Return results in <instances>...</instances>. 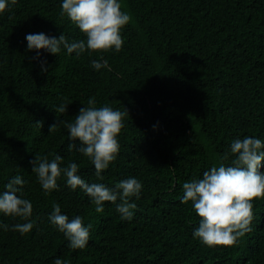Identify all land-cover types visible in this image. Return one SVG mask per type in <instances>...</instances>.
Returning <instances> with one entry per match:
<instances>
[{
  "label": "trees",
  "instance_id": "trees-1",
  "mask_svg": "<svg viewBox=\"0 0 264 264\" xmlns=\"http://www.w3.org/2000/svg\"><path fill=\"white\" fill-rule=\"evenodd\" d=\"M119 2L131 17L121 30V50L79 58L63 48L57 56L27 49V34L86 39L61 17L62 0H9L0 13V192L14 176L27 181L18 195L31 202L34 224L23 235L0 227V264H54L57 258L68 264H264V198L252 201V230L233 246L194 239L199 217L190 201L181 203L185 182L231 164V157L221 158L235 139L264 142V0ZM102 57L109 67L93 69L91 62ZM90 97L97 108L129 115L103 179L86 157L68 151L63 125L49 132L57 119L73 122ZM61 103L66 113L55 111ZM57 154L62 168L79 165L89 184L141 182L139 199H130L133 218L122 220L110 202L95 212L63 174L58 188L45 193L30 161ZM54 203L69 219L78 215L91 225L85 248H69L51 224ZM25 222L0 213V225L9 229Z\"/></svg>",
  "mask_w": 264,
  "mask_h": 264
},
{
  "label": "clouds",
  "instance_id": "clouds-1",
  "mask_svg": "<svg viewBox=\"0 0 264 264\" xmlns=\"http://www.w3.org/2000/svg\"><path fill=\"white\" fill-rule=\"evenodd\" d=\"M15 4L17 0H10ZM9 0H0V13H3ZM119 0H62L60 15L74 24L86 39L69 42L61 33L56 37H48L44 33L27 34L28 50L44 49L57 56L61 48L68 54L75 53L79 58L87 52H119L124 40L121 30L130 22L131 17L121 10ZM39 54V53H38ZM91 67L95 70L108 68V61L93 60ZM45 70L46 69H43ZM56 112L66 113L67 105L61 103ZM124 112L113 110L109 106L95 107V97L88 99V107H82L73 122L58 120L49 126V132L63 125L68 132V151L73 149L86 157L94 166L95 175L103 179L101 173L110 163L115 161L119 153L118 135L124 127ZM42 127V122H36ZM75 141H79V147ZM264 142L259 138L245 136L235 139L230 145V151L222 156L231 164L221 163L218 167H211L205 171L200 179H193L183 184L181 203H192L193 210L199 217V224L192 233L193 238L205 246H233L240 237L252 230L254 219L253 203L256 198H264V173L259 171L264 161ZM63 157L55 155L51 160L48 156H34L30 161L32 172L45 193L58 188L57 180L66 178V186L71 190L81 189L95 206V212L102 213L105 202L116 205V211L122 220L133 218L135 203L130 199H139L142 184L135 178H128L118 182L113 188L103 183H87L79 174V165L69 163L61 167ZM27 183L21 176L11 178L0 192V213L5 216L19 217L25 223H16L11 229L7 225H0L4 230L26 234L34 227L30 220L32 204L22 198V190ZM119 201V202H118ZM53 210L48 219L51 224L64 234L68 247L76 250L86 247L91 225H84L80 216L72 219L61 213L59 204H53ZM54 264H68L66 260L57 258Z\"/></svg>",
  "mask_w": 264,
  "mask_h": 264
}]
</instances>
